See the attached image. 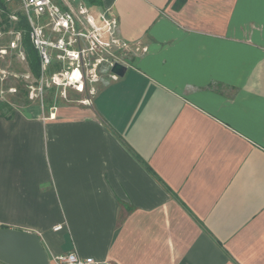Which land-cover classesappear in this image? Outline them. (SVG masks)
<instances>
[{"label":"crops","instance_id":"crops-1","mask_svg":"<svg viewBox=\"0 0 264 264\" xmlns=\"http://www.w3.org/2000/svg\"><path fill=\"white\" fill-rule=\"evenodd\" d=\"M93 9L146 51L91 106L0 95V229L48 259L264 264V0Z\"/></svg>","mask_w":264,"mask_h":264},{"label":"built area","instance_id":"built-area-1","mask_svg":"<svg viewBox=\"0 0 264 264\" xmlns=\"http://www.w3.org/2000/svg\"><path fill=\"white\" fill-rule=\"evenodd\" d=\"M9 2L10 0H5ZM20 12L26 17L29 25V40L36 49L40 61V76L35 78L30 71L25 79L33 80L28 85L27 98L31 101L40 99L51 87H66L83 93L88 88V94L80 102L91 106L96 94L95 85L99 81L100 65H106L111 80L118 77L110 73V68L119 63L128 66L131 51L145 52L146 48L131 46L117 35V20L107 11L94 10L82 0H18ZM0 10V23H1ZM9 21H18L17 12H11ZM8 32L15 38L11 47L18 48L22 32L13 29ZM3 30L0 27V38ZM16 41H18L16 43ZM23 51V50H22ZM19 51L21 59L25 60L24 51ZM4 51L0 49V55ZM27 61V60H26ZM57 66L51 74L48 70ZM0 70V82L5 78ZM9 92L16 89L9 88ZM4 91L0 88V95ZM65 96V91L62 92ZM52 264H113L109 261H97L91 257H80L72 251L66 254L52 255Z\"/></svg>","mask_w":264,"mask_h":264},{"label":"rangeland","instance_id":"rangeland-1","mask_svg":"<svg viewBox=\"0 0 264 264\" xmlns=\"http://www.w3.org/2000/svg\"><path fill=\"white\" fill-rule=\"evenodd\" d=\"M57 1V0H56ZM9 7L12 9V12H17V14H20V4L18 0H10L9 1ZM97 10V9H94ZM22 14V13H21ZM3 19L1 18V22ZM11 30V29H10ZM15 38L8 32L3 31V35L0 38V49L3 52L2 55H0V70H2L6 76L3 79V81L0 82V88L4 91L3 97L9 103H12L14 99H19L21 101H18L19 103L22 102V97H24L23 93L27 92L29 89L27 88L28 85L32 84L33 80H27L25 79V75L28 73V64L26 59L23 60L19 56V51H22V47L20 44H18V48L11 47V42ZM18 41H16L17 43ZM21 42V41H19ZM18 42V43H19ZM23 52V51H22ZM108 75V67L106 65H100L99 68V81L95 85V90H97L98 85L100 84L102 78L107 77ZM88 87V86H87ZM85 88L83 93H79L75 91L74 89L66 87L65 90H63V87L57 88V87H51L49 89H46L45 92L42 95V101L44 105H77L81 104V100L87 96L88 94V88ZM9 88H15L16 92L12 93L9 92ZM65 91V96H62V92ZM34 101L40 105V99H34ZM18 102H14L12 104H17Z\"/></svg>","mask_w":264,"mask_h":264},{"label":"water","instance_id":"water-1","mask_svg":"<svg viewBox=\"0 0 264 264\" xmlns=\"http://www.w3.org/2000/svg\"><path fill=\"white\" fill-rule=\"evenodd\" d=\"M127 68L115 63L110 73L122 78ZM0 262L3 264H49L38 235L9 228L0 229Z\"/></svg>","mask_w":264,"mask_h":264},{"label":"trees","instance_id":"trees-1","mask_svg":"<svg viewBox=\"0 0 264 264\" xmlns=\"http://www.w3.org/2000/svg\"><path fill=\"white\" fill-rule=\"evenodd\" d=\"M87 6L92 8H98L101 5V0H82ZM9 2L5 0H0V10H2L1 18L3 21L0 23V27L3 31H8L13 29L15 31H21V42L20 45L26 55V60L28 64V70L35 77L39 78L40 76V61L36 49L33 47L29 40V25L26 17L23 14H17L18 21L16 23H11L9 21V15L12 12V9L9 7ZM57 66H52L48 70V74H51ZM23 95L27 98V92H24ZM2 107H6V104H2Z\"/></svg>","mask_w":264,"mask_h":264}]
</instances>
